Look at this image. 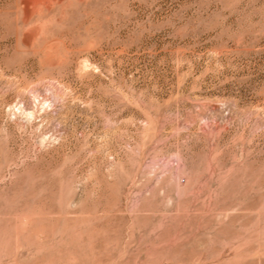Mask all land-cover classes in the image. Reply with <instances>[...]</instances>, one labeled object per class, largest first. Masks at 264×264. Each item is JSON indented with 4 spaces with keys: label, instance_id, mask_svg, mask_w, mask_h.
Wrapping results in <instances>:
<instances>
[{
    "label": "rangeland",
    "instance_id": "rangeland-1",
    "mask_svg": "<svg viewBox=\"0 0 264 264\" xmlns=\"http://www.w3.org/2000/svg\"><path fill=\"white\" fill-rule=\"evenodd\" d=\"M0 264H264V0H0Z\"/></svg>",
    "mask_w": 264,
    "mask_h": 264
}]
</instances>
